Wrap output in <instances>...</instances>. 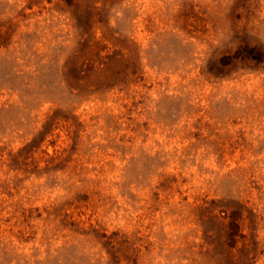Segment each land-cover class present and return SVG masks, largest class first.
<instances>
[{
  "label": "rangeland",
  "instance_id": "1",
  "mask_svg": "<svg viewBox=\"0 0 264 264\" xmlns=\"http://www.w3.org/2000/svg\"><path fill=\"white\" fill-rule=\"evenodd\" d=\"M0 264H264V0H0Z\"/></svg>",
  "mask_w": 264,
  "mask_h": 264
}]
</instances>
